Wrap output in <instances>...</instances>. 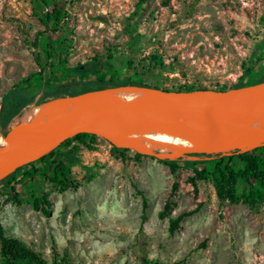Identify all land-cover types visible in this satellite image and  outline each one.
<instances>
[{
    "label": "rangeland",
    "instance_id": "obj_1",
    "mask_svg": "<svg viewBox=\"0 0 264 264\" xmlns=\"http://www.w3.org/2000/svg\"><path fill=\"white\" fill-rule=\"evenodd\" d=\"M45 1L66 11L57 35L68 39L66 75L72 81L82 83L112 69L117 79L111 86L129 77L183 92H219L229 90L246 67L251 70L242 80L245 85L264 80V0ZM42 9L38 0H0V107L2 96L37 69L33 53L43 30ZM151 52L159 54L165 68L148 67L145 55ZM54 87L49 81L37 91L26 88L22 96L35 95L27 105L35 104ZM6 124L0 127V143ZM94 147L89 151L69 141L54 151L70 163V176L79 181L76 190L59 193L35 174L17 185L23 201L15 204L1 188L3 232L39 251L46 264H51L53 243L59 257L66 254L71 264H264V205L219 207L211 182L192 181L189 169L171 173L157 161L163 157L130 147H123V157L117 158L110 153L117 145L100 136ZM176 158L201 159L195 153ZM35 162L42 169L53 160ZM30 170L23 167L10 178ZM88 174L93 177L85 181ZM39 193L51 201L47 217L31 206L30 195ZM139 193L146 199L140 229ZM196 206L169 231V219Z\"/></svg>",
    "mask_w": 264,
    "mask_h": 264
},
{
    "label": "trees",
    "instance_id": "obj_2",
    "mask_svg": "<svg viewBox=\"0 0 264 264\" xmlns=\"http://www.w3.org/2000/svg\"><path fill=\"white\" fill-rule=\"evenodd\" d=\"M38 1L41 2L43 6V9L39 13V21L43 26V30L37 39L39 42L35 46V51L33 53V59L37 69L20 80V83H23V85H14L2 96L0 127H4L13 114L33 100L35 96L33 94L29 97L22 96V92L26 88H35L37 91L49 81L54 83L55 87L53 89L43 91L42 94L37 97L38 103H41L55 96L75 95L89 89L106 87L117 79V73L112 69L95 73L92 75V78L82 83L67 79L68 39L65 35H57L60 31V25L66 17V11L58 6H49L45 0ZM139 1L142 2L143 0ZM129 38L131 41L134 40L132 33L129 35ZM258 58L260 57H256L254 61L258 60ZM105 59H111L109 50L106 51ZM145 60L147 61L148 67L153 70L165 68L161 57L157 53H148L145 55ZM92 61L95 63L96 58H93ZM130 64L131 63L127 61L126 68L128 70H130L128 67ZM91 65L92 64H88L89 67ZM250 68L251 67L243 68L241 75L238 77V81L230 89L246 86L242 80L248 76L251 70ZM261 81L264 80L257 81L255 84ZM86 82L90 83L91 86L83 88ZM129 83L151 86L163 90L181 91L180 87L168 88L160 85L156 81L145 79L131 81L129 77H125L123 81L113 85ZM192 90V88L185 89V91ZM218 91L223 92L225 90ZM95 139L96 136L93 134L79 133L64 140L57 147L36 161L37 163H43L49 158L53 160L52 163L44 164L42 169L36 168L34 163H29L15 169L12 173L0 179V191L1 188H3L4 193L11 201L15 202V204H20L23 199L17 185L21 184L27 178H32L35 174H40L43 181L57 188V192L59 193H62L68 188L76 190L79 186V181L70 176V163L63 161L60 156L55 157L54 151L67 144L69 141H75L87 150L94 151ZM76 148V146L71 147V149ZM123 152V147L110 148V153L115 157L117 156V158H122ZM134 156L140 157L144 155L135 153ZM195 156H199L201 159L159 158L157 161L165 165L171 173H174L178 168L182 167L192 171L193 175L190 178L192 181L200 180L211 182L219 207H222L224 204H242L248 209L253 210L257 206L264 205V146L251 148L247 151L223 154L214 153L205 155L195 153ZM48 165L50 166L49 169ZM27 166L31 168L30 171L23 172L20 177L16 179L10 178V176L21 168ZM92 177V174H88L85 181H90ZM139 194H141L140 229L146 218L144 214L146 199L142 193ZM30 202L32 208L34 210H39L43 216L47 217L50 215L51 201L47 198L46 193L30 195ZM197 209L198 206L189 211L181 212L173 219H169V231H172L183 217L195 213ZM50 258L51 264H71L66 254L59 257L54 243L50 248ZM0 264H46V261L39 251L26 246L17 237L6 235L0 226ZM179 264L183 263L181 262ZM237 264L246 263L237 262Z\"/></svg>",
    "mask_w": 264,
    "mask_h": 264
},
{
    "label": "water",
    "instance_id": "obj_3",
    "mask_svg": "<svg viewBox=\"0 0 264 264\" xmlns=\"http://www.w3.org/2000/svg\"><path fill=\"white\" fill-rule=\"evenodd\" d=\"M226 91L177 92L123 84L69 95L77 97L72 122L39 120L7 135L14 123L13 118L8 121L1 130L0 171L6 176L35 162L76 134L109 140L110 134L136 123L172 128L183 136L230 139L249 143L251 148L264 146V108L242 103Z\"/></svg>",
    "mask_w": 264,
    "mask_h": 264
},
{
    "label": "bare ground",
    "instance_id": "obj_4",
    "mask_svg": "<svg viewBox=\"0 0 264 264\" xmlns=\"http://www.w3.org/2000/svg\"><path fill=\"white\" fill-rule=\"evenodd\" d=\"M206 93V92H204ZM226 95L247 105L264 108V81L253 85L229 89ZM39 100V99H38ZM76 101L72 96H57L41 103L30 104L13 118L7 135L32 122H72L76 115ZM113 143L130 147L143 154L173 159L187 153H232L247 151L249 143L224 138L183 136L172 128L136 123L124 131L110 134ZM4 173L0 171V179Z\"/></svg>",
    "mask_w": 264,
    "mask_h": 264
}]
</instances>
